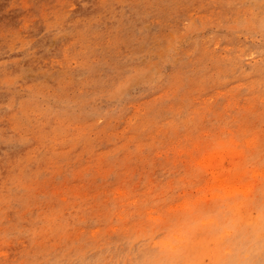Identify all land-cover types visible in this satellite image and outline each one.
Returning a JSON list of instances; mask_svg holds the SVG:
<instances>
[{
    "label": "rangeland",
    "instance_id": "1",
    "mask_svg": "<svg viewBox=\"0 0 264 264\" xmlns=\"http://www.w3.org/2000/svg\"><path fill=\"white\" fill-rule=\"evenodd\" d=\"M0 264H264V0H0Z\"/></svg>",
    "mask_w": 264,
    "mask_h": 264
}]
</instances>
